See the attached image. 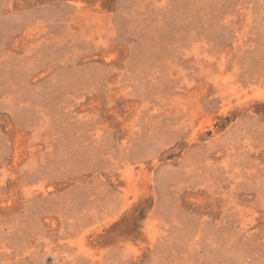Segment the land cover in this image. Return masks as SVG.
I'll return each instance as SVG.
<instances>
[{
	"label": "rangeland",
	"instance_id": "obj_1",
	"mask_svg": "<svg viewBox=\"0 0 264 264\" xmlns=\"http://www.w3.org/2000/svg\"><path fill=\"white\" fill-rule=\"evenodd\" d=\"M0 264H264V0H0Z\"/></svg>",
	"mask_w": 264,
	"mask_h": 264
}]
</instances>
